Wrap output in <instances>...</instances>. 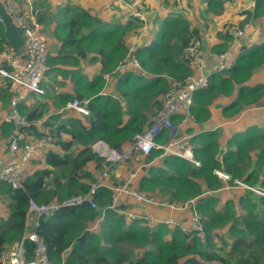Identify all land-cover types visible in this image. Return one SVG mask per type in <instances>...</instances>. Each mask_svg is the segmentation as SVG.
<instances>
[{"label":"trees","instance_id":"16d2710c","mask_svg":"<svg viewBox=\"0 0 264 264\" xmlns=\"http://www.w3.org/2000/svg\"><path fill=\"white\" fill-rule=\"evenodd\" d=\"M206 1L216 14L224 9L222 0ZM41 4L38 19L52 27L55 40L50 48L46 45L48 68L41 83L45 93L19 95L18 109L27 118L22 127L25 136L48 135L51 142L40 158L33 159L38 167L25 176L24 188L15 189L0 180V196L6 199L0 212V254L22 238L31 199L48 203L88 191L97 171L108 164L93 152L92 144L102 139L115 148L128 146L134 135L150 124V113L162 107L169 77L184 78L193 73L186 54L191 38L196 36L204 48L198 24L170 13L159 20L150 41L142 38L136 43L133 53L142 69L118 71L120 61L129 53L130 32L138 33L146 25L144 21L135 17L126 23L106 20L87 7L70 3L50 12L46 0L37 3ZM255 9L250 11L252 19L264 16V0H258ZM231 24L220 31V38L228 42L232 39ZM228 46L219 43L211 49L223 51ZM9 47L0 20V52ZM23 48L17 51L24 53ZM84 59L99 62V71L87 74ZM263 65L264 42L235 57L230 69L212 73L209 85L195 93L191 108L195 120H208L213 101L231 96L237 85L236 97L222 106L225 116L263 104L264 81L248 82L254 70ZM106 73L115 81L113 92L109 88L104 91ZM67 79L72 90H61L59 86H65ZM13 85L10 77L0 74V110L10 105ZM84 99H89V115L66 107L70 101ZM180 118L179 114L173 117L175 122ZM0 129L4 137L10 136L14 124L0 121ZM217 135L215 129L191 137L199 166L172 154L162 157L160 149L149 154L136 152L125 162L131 168L128 171L135 169L139 158L149 164L140 172L146 170L145 175L136 179L143 191L158 188L168 201L180 204L196 198L195 208L203 217L202 233L187 234L177 226L130 218L126 211L144 205L125 196L116 207H110L112 190L103 185L95 194L96 207L63 206L40 218L36 230L49 260L57 264H264V194L248 188L239 190L236 199L220 198L216 193L233 185L234 179L264 191V126L252 124L234 132L225 150ZM158 156L156 164L150 163ZM216 169L225 170L231 180H221ZM25 244L26 257L34 259L36 244L30 239Z\"/></svg>","mask_w":264,"mask_h":264},{"label":"built area","instance_id":"2783aa9c","mask_svg":"<svg viewBox=\"0 0 264 264\" xmlns=\"http://www.w3.org/2000/svg\"><path fill=\"white\" fill-rule=\"evenodd\" d=\"M3 1L9 12L13 15L22 34L26 37V40L23 48L24 53L10 47L0 52V73L10 77L14 83L12 87L14 94L11 98L9 111L4 117L5 121L15 124L14 135L9 143V148L12 152H16L17 150L19 152L18 158L5 159L2 154L5 141L0 142V179L8 181L14 187L23 188L26 166L33 157L40 156L49 146L51 136L34 135L28 139L23 147L19 145L20 139L24 137V132L20 126L26 122V117L18 109L19 98L17 95L27 90L39 93L44 92L41 83L44 80V73L48 68V49L45 37L40 33V23L36 19L38 10L32 8L31 2V15L28 14V19L19 13L13 0ZM256 1L258 0H253L251 11L255 10ZM176 2L178 6L182 4L181 0H176ZM129 16L140 18L146 24L148 22L147 12L143 3H139V6L136 8L134 7L129 12ZM252 18L253 15L251 14L250 19L243 25L234 23L230 26L229 33L232 39L229 46L223 51H205L201 41L196 36H193L190 45L186 48V54L194 71L184 78L169 77V86L164 92L162 107L154 113L152 122L145 129L137 132L127 147L121 149L115 148L102 139L92 144L93 152L104 158L108 164L104 170L96 175L95 181L90 184L88 191L85 193L48 203H39L31 199L25 218L26 228L23 238L15 246H10L2 252L0 264H57L49 260L46 245L36 230L40 218L53 214L54 211L63 206L89 204L91 207H96L95 194L100 186L105 185L104 182L109 177L111 168L127 160L132 154L136 152L149 154L153 149H160V156L162 157L166 154H172L196 162L193 146L189 139L190 135L185 134L180 136L178 129L194 118L191 108L196 91L209 85L211 71L207 69V57L217 62L214 68L216 72L230 69L234 64L236 52L251 27ZM132 48L133 46H131L129 53L120 61L118 68L131 67L138 70L142 69L137 56L132 52ZM105 77L108 79L109 74H105ZM86 103L87 100L84 101V104L75 100L68 102L66 107L78 113L82 112L81 114L89 115L90 111ZM176 114L184 115L178 123L173 120V116ZM163 136H166L165 141L161 140ZM215 172L226 180L231 178L230 174L221 170H216ZM136 174V172L130 173L122 183L112 187V204L110 207H116L125 196L134 198L143 204L167 206L179 212H183L189 207V209H193L192 215L190 214L191 217L189 216V218L184 216L175 217L174 215L159 218L153 214H136L131 211H126V213L130 218H144L148 224L165 223L170 226H177L187 234L194 232L202 233L204 231L203 217L195 208L196 200L190 198L184 204L168 200H157L143 191L139 187V184L135 183ZM235 184L254 188L261 192L260 189L252 187L240 179H234L233 185ZM27 238L36 244L35 258L31 260L26 258L25 239ZM58 264H64V262L62 261Z\"/></svg>","mask_w":264,"mask_h":264},{"label":"crops","instance_id":"0c3cea01","mask_svg":"<svg viewBox=\"0 0 264 264\" xmlns=\"http://www.w3.org/2000/svg\"><path fill=\"white\" fill-rule=\"evenodd\" d=\"M136 1H139V0H136ZM13 2L16 5V7L20 9L21 12L27 15L28 14L31 15L30 13L31 12L30 2H31L32 8L34 10H38L36 19L40 23V33H42V35L45 37L48 47L50 48L51 45L53 46L55 43V40L53 39L54 37L52 35V27L51 26L47 27L45 24L41 22V20H39L40 16L42 15L41 8L43 9V7H42V4L40 5L41 6L40 7L39 5H37V3L44 2V0H13ZM46 2L49 4L50 12H53L58 5L63 6L67 3H70L72 5H81V6L87 7L91 10L92 13L106 20H116L119 23H126L129 20V18H131L129 14L126 12L125 6L122 5L123 3L118 0H46ZM144 2L145 4H147L146 9L148 11V15H150V19L148 18L149 21L146 24V26L147 25H150V26L147 27L148 31H145L147 32V34L144 36V38H146L147 41H150L155 36V33L158 31V28L160 26L159 20L165 18L170 13H173L172 14L173 16L182 15L185 18L187 17L190 21H192L194 25L198 24L201 32L203 33L202 42L204 44L205 51L212 50L211 48H213L215 45L219 43L228 44L229 43L228 40H225V39L223 40L222 38H220L221 37L220 31L224 30L225 26L229 23L233 22L236 24H241L244 21L245 22L248 21L249 20L248 13L250 15V11L252 10L251 7H253V0H222L224 4V7H223L224 9L220 10V12L216 14L213 11L209 10L206 0H183L180 6H178V3L176 2V0H144ZM152 12H155V13H152ZM247 18L248 20H246ZM134 33L135 32H130L128 39L129 41H133V43H135L136 45V43L138 42V39L137 37L132 35ZM263 42H264V16L259 17V18L256 17L252 19L250 30L248 31L246 37L244 38L243 43L237 50L236 57L239 56L242 52H245V50L247 49L250 50L257 45H261ZM130 49L131 47H129V51ZM132 52H134V50H132ZM216 64H217L216 61L207 57V69L211 71V74L216 72L214 69ZM83 67L86 73L92 76L96 72L99 71L100 63L99 62H94V63L89 62L88 63L87 60L84 59ZM129 68L121 69V68H118L117 66L118 71H126ZM106 74H109V73H106ZM104 78L106 80L104 91L107 90L106 88H109L113 92L115 81L111 79V74H109L108 79L105 77V74H104ZM262 81H264V65L255 69L254 72L252 73V76L250 77V80H248L249 84H254L256 82H262ZM66 82L67 84L65 86H59L60 89L61 90H72L73 85L71 81L67 79ZM237 87L238 85L236 86V90L234 94H232L231 96H220L213 101V103L210 105L211 117L208 120H206L203 123H199L196 120L194 121L189 120V122L181 126L180 128L181 133L179 135L188 134L190 135V141H191V137L193 135L206 132L209 130L218 129V135H217L218 140L221 144V149L223 148L225 150L227 149V146H228L227 141L229 140V138L234 132L245 129L247 126L252 125V124L264 126V103L261 105H251L250 107H247L244 110H242L240 113H237L232 116L231 115L225 116L223 114L222 106L227 105L236 97ZM44 93H45V88H44L43 93H37V94H44ZM162 98L163 97H161V99ZM7 106H8L7 111L0 110V121H5L3 117L7 115L10 105H7ZM153 115L154 113H150L149 115L150 121L152 120ZM180 115L182 117L184 116L183 114H179V118H180ZM182 117L180 118V120L182 119ZM179 121H176V122L178 123ZM8 137L9 135L7 137H4L0 129V141L6 140L4 151H3V156L5 157V159L17 158L19 156L18 150L16 152H12L8 148V142H9ZM161 140L165 141L166 136H163ZM191 144L194 147L192 142ZM136 156L141 157V155H138V154H136ZM158 159H160L159 156L157 157V159L150 161V163L156 164L158 162ZM138 160H139L138 161L139 164L135 167L134 170H131L132 172L137 173L135 179H137V177L140 175H145L146 173V171H144V173L141 174L140 173L141 171L139 170L140 169L139 167L142 165L141 162H144V163L146 162L140 161V158ZM145 165L146 164H144V166ZM148 165L149 164L145 166V169ZM36 167H38L36 163H32V162L28 163V165L26 166V175L29 172H32ZM129 174H130V171H128V166L126 165V163L116 164L111 168L109 177L104 182L105 186L109 187L112 190V187H114L117 184L122 183ZM135 183L138 184V181H135ZM233 186L234 185H230V187L228 188L225 187L223 189L218 190L219 191V192L217 191L218 196L220 198H225V197L227 198L232 197L234 199L238 198L239 190L233 189ZM204 187H205V184H203V188ZM240 189H243V188H240ZM125 198L126 197H124V199ZM155 198L157 200L162 199V197H158V198L155 197ZM5 200L6 199L3 198V196H0V212L4 211V208L6 206ZM128 200H131V199H128ZM141 204L144 205L143 208H136L130 211L136 214H139V213L153 214L159 218H166L169 215H174L175 217L184 216L186 218H189L190 214L192 215V210H193L192 208L189 209V207H187L185 211L179 212V211H174L170 207H167V206H157L155 204L153 205V204H143V203Z\"/></svg>","mask_w":264,"mask_h":264},{"label":"rangeland","instance_id":"374dc122","mask_svg":"<svg viewBox=\"0 0 264 264\" xmlns=\"http://www.w3.org/2000/svg\"><path fill=\"white\" fill-rule=\"evenodd\" d=\"M181 2H183V0H181ZM139 3H144V5H145V8H147V4H145V2H144V0H139V1H136V0H129L128 1V3L127 4H122V5H124L125 6V10H126V12L129 14V12L135 7H138L139 6ZM148 5H149V3H148ZM160 10H161V8H160ZM159 10V11H160ZM152 13H155V12H152ZM126 17H127V15H126ZM125 19V18H124ZM232 24H234L233 22H232ZM231 24V25H232ZM148 26H150V25H145L140 31H138V33H134V34H132L133 36H135V37H138V41H139V39L141 38V40H142V38H144V36L147 34V32H145V31H148ZM250 30V29H249ZM134 32V31H133ZM253 34H255V33H253ZM130 43H131V45H130V47L131 46H134L135 45V43H133V41H130ZM47 46H48V44H47ZM136 46V45H135ZM135 46L132 48V50H134V48H135ZM262 73H263V71H262ZM29 91L27 90V91H24V92H21L20 94H18L17 96H18V98H19V95H24L25 93H28ZM123 109H124V111L126 112V110H127V104L125 105V101H123ZM7 108H8V106H7ZM7 108H6V106H5V110L7 111ZM192 121H194V119H191ZM180 122V121H179ZM181 132H180V129H178V134H180ZM180 136H182V135H180ZM25 139H28V137H26ZM20 146H22V145H20ZM134 154H132L131 155V157L133 156ZM34 158H36V157H34ZM34 158H32L31 159V161H30V163L32 162V163H36L33 159ZM37 158H40V156H37ZM130 159V157L127 159V160H124L122 163H125V162H127L128 160ZM142 163V165L139 167L140 169V171H142V169L145 167L144 166V164H146V163H144V162H141ZM133 166H137V165H133ZM132 166V167H133ZM131 168L130 167H128V170H130ZM102 171V170H101ZM146 171V170H145ZM98 173L100 172V171H97ZM96 172V173H97ZM132 171H130V173H131ZM221 180H226V179H224V178H222ZM240 188H248V189H251V190H253V191H255L256 193H261V194H264V193H262V192H259V191H257L256 189H254V188H249V187H246V186H243V185H240V184H236V185H234L233 186V189H235V190H241ZM145 191V190H144ZM147 194H149L150 196H153V197H162V199L161 200H168L167 199V196H165V194H163L161 191H160V189H154V190H146L145 191ZM159 192V194H157ZM219 192V191H218ZM218 192H216L217 193V195H218ZM176 203H180V202H176ZM238 210H239V208H238ZM239 213H240V210L238 211ZM217 244L218 245H220L221 244V241L219 240V239H217Z\"/></svg>","mask_w":264,"mask_h":264},{"label":"water","instance_id":"95a60500","mask_svg":"<svg viewBox=\"0 0 264 264\" xmlns=\"http://www.w3.org/2000/svg\"><path fill=\"white\" fill-rule=\"evenodd\" d=\"M0 20L4 24V36L10 47L20 50L25 44L26 37L14 22L13 17L7 11L5 2L0 0Z\"/></svg>","mask_w":264,"mask_h":264},{"label":"bare ground","instance_id":"6f19581e","mask_svg":"<svg viewBox=\"0 0 264 264\" xmlns=\"http://www.w3.org/2000/svg\"><path fill=\"white\" fill-rule=\"evenodd\" d=\"M3 1V0H2ZM118 1H120V2H122V3H124V4H127L128 3V1L127 0H118ZM4 2V1H3ZM5 6H6V4H5ZM7 8V7H6ZM19 10V13L21 14V15H23V16H26L28 19H29V16L27 15V14H24L23 12H21L20 11V9H18ZM145 10H146V12H147V17L149 18V15H148V11H147V9L145 8ZM7 11L9 12V10L7 9ZM10 13V12H9ZM11 14V13H10ZM37 14H38V12H37ZM11 16L13 17V15L11 14ZM37 16V15H36ZM13 19H14V17H13ZM14 22H15V20H14ZM16 23V22H15ZM17 25V24H16ZM18 26V25H17ZM231 42V41H230ZM230 42H229V44H230ZM24 46V45H23ZM12 48V47H11ZM13 49V48H12ZM14 50H16V49H14ZM17 51V50H16ZM210 51H214V50H210ZM1 74V73H0ZM2 75V74H1ZM4 76V75H3ZM44 89V88H43ZM30 91H32V90H30ZM36 92V91H35ZM36 93H39V92H36ZM164 96V95H163ZM85 100H87V103H86V106H87V108H88V100L89 99H84V100H82V101H80V102H82V104H84V101ZM162 102H163V98H162ZM88 110H89V108H88ZM159 110V109H158ZM80 113H82V112H80ZM22 114V113H21ZM23 115V114H22ZM194 115V114H193ZM6 116V115H5ZM4 116V117H5ZM23 116H25V115H23ZM4 117H3V119H4ZM26 117V116H25ZM153 117V116H152ZM194 120H195V117L193 118ZM174 120V119H173ZM7 122V121H6ZM151 122H152V120H151ZM150 122V123H151ZM175 122V121H174ZM11 123V122H10ZM27 123V118H26V122L24 123V124H22L21 126H20V128H21V130H22V127H23V125H25ZM14 124V123H13ZM14 130H15V124H14V129H13V132H12V134L8 137V140L9 139H12L13 138V135H14ZM23 131V130H22ZM24 133V137L22 138V139H20V141H19V145H20V142L21 141H28V139L31 137V136H34V135H31L28 139H25L26 138V132L25 131H23ZM190 139V138H189ZM5 141V143H6V140H4ZM11 141V140H10ZM10 141L8 142V148H9V143H10ZM1 142V141H0ZM131 143V142H130ZM129 143V144H130ZM26 144V143H25ZM128 144V145H129ZM22 147V146H21ZM127 147V146H126ZM119 149H121V148H124V147H118ZM10 149V148H9ZM3 151H4V147H3ZM3 151H2V154H3ZM153 151V150H152ZM151 151V152H152ZM150 152V153H151ZM4 157V156H3ZM19 157V156H18ZM17 157V158H18ZM131 157V156H130ZM5 158V157H4ZM34 158V157H33ZM195 158V157H194ZM11 159V158H10ZM195 160H196V162L195 161H191V162H193V163H195L196 165H200V161L199 160H197L196 158H195ZM31 161V160H30ZM216 170H221V171H223V172H226L225 170H223V169H216ZM227 173V172H226ZM229 174V173H228ZM25 175H26V170H25ZM222 178V177H221ZM231 179V178H230ZM229 179V180H230ZM0 180H2V181H5L6 183H8V184H10L13 188H15V189H21L20 187H14L11 183H9L8 181H6V180H3V179H0ZM24 181H25V178H24ZM23 188H24V186H23ZM260 191L262 192V193H264V191L263 190H261L260 189ZM194 200H195V198H194ZM29 208V207H28ZM25 228H26V225H25ZM25 232V231H24ZM24 235V234H23ZM22 238H23V236H22ZM21 238V239H22ZM21 239H19L18 241H16V242H14V243H11L10 245H8L6 248H8V247H10V246H15ZM28 239V238H27ZM25 241H26V239H25ZM25 246H26V244H25ZM36 249V248H35ZM2 254V253H1ZM0 254V255H1ZM27 258V257H26ZM35 258V257H34ZM28 259V258H27ZM31 260V259H30Z\"/></svg>","mask_w":264,"mask_h":264},{"label":"clouds","instance_id":"9594fccd","mask_svg":"<svg viewBox=\"0 0 264 264\" xmlns=\"http://www.w3.org/2000/svg\"><path fill=\"white\" fill-rule=\"evenodd\" d=\"M255 188H257V187H255ZM257 189H259V188H257ZM196 203V202H195Z\"/></svg>","mask_w":264,"mask_h":264}]
</instances>
